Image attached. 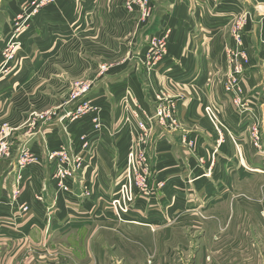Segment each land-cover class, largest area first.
<instances>
[{
	"label": "rangeland",
	"instance_id": "374dc122",
	"mask_svg": "<svg viewBox=\"0 0 264 264\" xmlns=\"http://www.w3.org/2000/svg\"><path fill=\"white\" fill-rule=\"evenodd\" d=\"M118 1L0 0L2 21L7 19L8 24L0 35V264L106 257L116 251L113 242L120 237L155 244L162 241L161 232L175 227L178 231L172 240L207 242L219 240V227L231 223L239 226L229 234L231 239L245 236L256 241V231L264 224V100L253 95L256 91L239 95L229 84V56L240 47L234 31H240L244 21L216 24L218 30L230 31L235 42L234 48L227 45L231 72L224 81L225 75L210 74L191 90L174 77L169 87L166 81L159 83L156 92L150 91L144 78L156 72L164 59L168 31L145 38L141 29L153 16L157 0H122L125 9L121 13L135 21L132 26L124 24L125 31L115 35L112 22L117 20L111 16ZM207 1L194 0V4L201 7ZM171 11L163 6L160 16ZM185 27L191 30V25ZM210 31L206 30V41L201 40L202 48L209 45ZM261 36L258 51L263 59L256 58L258 66L264 65ZM190 45L191 41L187 49ZM132 56L143 70L145 104L134 95L141 89L120 84L130 77L132 68L118 71ZM85 85H91L89 92L76 99L74 94ZM118 86L121 100L115 108L121 114L108 131H127L123 138L128 148L118 159L123 166L115 167L116 178L111 181L109 168L88 163V152L105 127L101 107H93L88 99L97 94L116 100ZM161 89L166 92L164 99ZM179 100L185 103L181 105ZM86 102L87 109L79 112ZM185 104L182 117L179 112ZM63 108L67 112L59 113ZM165 108L168 116H159ZM70 124L78 132L88 131L80 133L77 140L69 136L71 144L47 150L58 138H52V131L62 130L61 139L65 140L64 131ZM161 136L169 160L163 161L154 187L148 147L155 152ZM173 144L184 151H170ZM143 147L150 189L133 172L130 183L126 181L127 192L120 195V183L130 177L128 153ZM93 168L99 181L82 183ZM106 170L111 181L107 184ZM117 200L128 212L115 210L112 202ZM231 210L235 214L230 217ZM126 225L132 228L124 231ZM133 226L142 229L134 232Z\"/></svg>",
	"mask_w": 264,
	"mask_h": 264
},
{
	"label": "crops",
	"instance_id": "0c3cea01",
	"mask_svg": "<svg viewBox=\"0 0 264 264\" xmlns=\"http://www.w3.org/2000/svg\"><path fill=\"white\" fill-rule=\"evenodd\" d=\"M163 6L166 7V11H168L169 8L172 9V11L166 15L160 16ZM112 8L115 12L112 13L111 18L117 20L116 24L112 22V33L114 29L115 35H118V32H124L125 29L122 28L124 24L134 25L135 17L133 18L128 14L123 15L121 13V11L125 9L122 0L115 2ZM191 9L194 10L192 15L189 13ZM215 12L217 13L215 14ZM237 12L239 13L236 14ZM234 13L236 14L235 16ZM3 18L4 15L0 12L1 37L5 34L8 25L7 19L6 21H2ZM230 19H232L234 23H236V21L238 22V20L244 21V25L238 22L242 24L243 28L239 31L240 34L242 31V40L240 42V47L238 46L237 49H245L251 58V66L242 80L241 88L244 94L249 91L250 93L256 91L253 95L261 101L264 100V65L260 63L261 65L258 66V64H256V58H259L261 61L263 59V53L260 54L258 50H260V34H262L261 37L264 36V0H208L204 5H201V7L195 5L194 0H162L160 4L157 0L153 16L142 25L141 30H144L143 33L145 34V38L161 36L167 31L168 36L166 35V37L169 38L166 40L168 47L167 52H165V55L162 57L164 59L161 60L160 64L156 67V72L149 73V80L144 75V79L150 87V91H156L155 88H157L158 84L162 81H166L167 87H169V81L174 77L182 81L183 88L186 85L190 89L193 84L197 83L200 85V82L206 80L207 75L210 74L220 73V75H225L224 77L221 76L224 81L228 72H231V66L228 61V56L231 51L228 50L229 48L227 45L230 44L231 47L233 46L234 48L235 42L233 38L229 36L230 31L226 33L222 29L218 30L216 24L223 22L228 24ZM120 25L121 29L119 27ZM186 25H191V30L187 31ZM213 26L215 29L212 28ZM206 30L207 32L210 31L211 38L208 40L209 45L202 48L200 45L201 40L206 41V37H208ZM138 32L136 35H138ZM190 41V48L187 49V45ZM136 59L132 56L129 60L133 61V64L129 61L118 71V73H124L129 70L130 67L132 68L129 70L131 73L130 77L120 84H123V88L131 87L133 89H141L139 93L136 92L137 94L134 95L145 104L146 94L142 86L143 83L141 79L143 78L140 76L143 70H140L141 63H136ZM114 70L116 71L117 67H115ZM157 71L159 76H157ZM191 80L192 84L190 85ZM206 88L205 86V89ZM120 89L119 86L115 87V91H120ZM157 91H159V89H157ZM160 91H162V89ZM183 92L181 91V93ZM160 93L163 94L164 99L166 94L165 90ZM120 94L121 91L118 93L119 96L116 97V100L113 98L115 102L112 98L97 94L90 96L88 99L93 107H101L102 112H104L102 118H105V127L99 131V138L93 136L92 133L90 135L91 138H96V140L98 138V140L95 142V145L91 147V151L88 152V163L93 161V165L95 166V162H98V167H105V169L109 168L111 181L116 178L114 177L115 167L123 166V164H119L120 156H122L128 148V145H124L125 138H123L126 137V130V132H116L115 134L111 133L112 131L110 130L108 131V128H112L116 125L120 118L121 110L115 108L121 100ZM178 96L181 95L178 94ZM179 102L180 104L185 103L184 100H179ZM185 107L186 104L183 106V110L179 112L182 117H185ZM66 112L67 110L63 108L59 113L65 114ZM189 115L190 113L186 114V116ZM72 126L73 124H70L69 128L66 126V131H64V135L66 136L65 140L61 139L62 130H53L52 138H56L57 136L58 138L47 146V150L54 151L61 148L62 144H71V136H74V139L77 140L80 133L82 134L88 131L85 129L78 132L74 130V128L72 129ZM68 129H71L72 133L69 132ZM179 135L181 134L179 133ZM164 138V136H161L160 142L157 143L158 145L155 147V152L151 151L150 146L148 147V155L152 160L153 169L151 184L154 187L156 184V176H158L159 170L162 169L164 165L163 161L165 159V161L169 160L167 157L168 155L164 153L168 149V146H166L163 140ZM76 150H80V145L76 146ZM170 151L181 154L184 150H177V147L173 144L170 146ZM151 152H153L152 155ZM183 156L186 158L185 154ZM97 166H95V168ZM95 168L91 169L93 171V173H91L92 175L86 176V178H84L85 181L83 180L82 183L91 184L93 181L95 183L96 180L99 181V176L95 174V171L97 172ZM106 173L108 176V170H106L103 175L106 176ZM107 176L104 180L105 184L111 182ZM234 214V210H231L229 216L231 217ZM257 215L261 217L259 212ZM130 227L131 225L123 226V230L125 231ZM219 228L221 229V232L219 231L220 239L217 241L209 240L207 242H199L183 241L179 239L172 240L173 234L175 231H178V228L175 227L171 228L173 230L161 232L160 238L162 241L155 242V244L151 243V241H133L130 240V238L124 240L120 237L117 242H113L116 243V245L113 244L112 249L116 251L112 252V255L106 257L98 256L96 258L74 256L62 263H56L55 259H51L46 264H264L263 223L260 226V231H256L259 234L257 235L256 241H250L248 238L246 239L245 236H240L239 238L236 236V240L231 239L229 234L233 231H237L239 228L237 225H231L230 223ZM140 229L142 228L133 226L134 232L141 231ZM69 236H72V234ZM113 237L114 236H112V238ZM70 249L73 250L71 247ZM123 250H125V252H123ZM173 251L175 253H173ZM206 257H210V259ZM86 259H88V261ZM36 261L31 264H43ZM9 264H12V262Z\"/></svg>",
	"mask_w": 264,
	"mask_h": 264
},
{
	"label": "built area",
	"instance_id": "2783aa9c",
	"mask_svg": "<svg viewBox=\"0 0 264 264\" xmlns=\"http://www.w3.org/2000/svg\"><path fill=\"white\" fill-rule=\"evenodd\" d=\"M239 29V28H238ZM237 34V35H236ZM234 40L236 43H238L240 45L241 42V35L240 32L238 30L234 31ZM230 60L232 62V74L230 77V81L229 84L232 86V88H234L235 90L238 91L239 95H243V90L241 88V84H242V80L243 78L246 76L247 71L249 69V67L251 66V58L248 55L247 51L244 49H239V50H234V52L231 53V55L229 56ZM91 88V85H85L83 86L79 91H77L74 94V97L77 99H79L80 97L86 95L89 92V89ZM241 97V96H240ZM88 102H86L84 107H80L79 112H84L87 107H88ZM210 111V110H208ZM164 115L165 117L168 116V114H166V108L165 110L161 111L159 113V116ZM145 126L143 125V129L146 130V128H144ZM256 142L255 144L258 145V141L259 138H256ZM128 161H127V167L128 170L130 171L129 175L130 177L128 179H124L121 183L120 186L121 188L119 189V192H121L120 195H123L127 192V183L126 181H131V177L133 175V172L135 173V175H137L138 178H142L146 183H145V187H147L148 189H150V169L149 166L147 164V156H146V148H140V150L138 152L131 150L128 153ZM137 157V160H136ZM135 195H137V192H134ZM123 197V196H122ZM131 198H133V195L131 196ZM121 201L117 200L112 202V206L115 208V210L117 212L123 211V212H128L127 210V206H123L120 203ZM207 259H210V257H208Z\"/></svg>",
	"mask_w": 264,
	"mask_h": 264
},
{
	"label": "water",
	"instance_id": "95a60500",
	"mask_svg": "<svg viewBox=\"0 0 264 264\" xmlns=\"http://www.w3.org/2000/svg\"><path fill=\"white\" fill-rule=\"evenodd\" d=\"M162 0L159 1V3L161 2Z\"/></svg>",
	"mask_w": 264,
	"mask_h": 264
},
{
	"label": "bare ground",
	"instance_id": "6f19581e",
	"mask_svg": "<svg viewBox=\"0 0 264 264\" xmlns=\"http://www.w3.org/2000/svg\"><path fill=\"white\" fill-rule=\"evenodd\" d=\"M160 1V0H159ZM160 4V3H159Z\"/></svg>",
	"mask_w": 264,
	"mask_h": 264
}]
</instances>
